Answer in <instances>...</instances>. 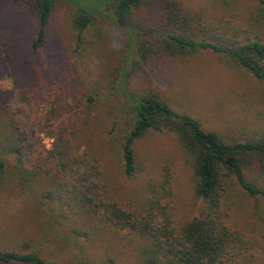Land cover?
<instances>
[{
    "label": "rangeland",
    "instance_id": "374dc122",
    "mask_svg": "<svg viewBox=\"0 0 264 264\" xmlns=\"http://www.w3.org/2000/svg\"><path fill=\"white\" fill-rule=\"evenodd\" d=\"M111 1L65 0L56 5L45 44L37 50L31 47L35 18L12 0L0 3V159L5 164L0 249L35 251L56 264H139L135 238L120 240L104 233L89 241L72 230L80 228V217L57 194L65 197L71 190L65 184L75 176L73 167H62L49 153L53 132L61 129L74 143L71 155L92 150L99 157L108 189L121 205L143 201L149 183L167 166L173 175L175 225L199 213L202 200L194 192L193 170L174 133H148L136 140L137 169L125 175L118 144L109 132L116 134L125 124L131 94L156 90L174 110L190 115L226 142L257 137L264 128V81L229 66L211 50L149 61L127 76L141 33L120 24L106 7ZM178 1L185 11L201 13L211 34L229 33L227 23L247 29V35L256 32L248 18L259 0ZM75 6L95 13L97 19L85 29L79 45L71 24ZM9 113L33 144L32 150H25L23 165L26 172L37 173L36 182L24 184L15 171V155L2 141V123ZM245 174L264 186V174L252 168ZM46 191L52 197H44ZM227 204L231 222L253 235L264 217V196H249L234 182ZM256 255V264H264V251Z\"/></svg>",
    "mask_w": 264,
    "mask_h": 264
},
{
    "label": "trees",
    "instance_id": "16d2710c",
    "mask_svg": "<svg viewBox=\"0 0 264 264\" xmlns=\"http://www.w3.org/2000/svg\"><path fill=\"white\" fill-rule=\"evenodd\" d=\"M12 1L23 5L35 18L31 47L37 50L45 44L52 11L65 0ZM106 7L120 24L141 33L136 41L137 55L127 76L142 70L149 61L211 50L229 66L264 81V0H259L256 11L248 18L250 25L256 26L253 35L231 23H227V29H232L229 33L211 34L201 13L185 11L178 0H112ZM96 20L95 13L75 6L71 24L77 45L81 44L85 29ZM128 100L129 116L125 124L116 134L113 129L109 132L118 144L125 175L131 176L137 169L133 147L136 140L148 133L170 131L193 170L194 192L202 200V207L198 214L180 226L175 225L173 175L167 166L156 181L149 183L143 201L121 205L108 189L99 157L92 150L71 155L74 143L61 129L62 133L53 132L54 146L49 153L62 167H73L75 176L71 183L65 184L71 190L67 192L60 185L65 197L57 194V199L66 198L80 217V228L72 230L81 232L89 241L104 233L120 240L135 238L139 264H256V251H264V217L249 236L231 222L227 201L234 182L249 196H264V186L245 174L246 168L264 174V128L257 137L226 142L190 115L174 110L154 89L131 94ZM2 125L5 148L15 155V171L24 184L36 182L37 173L26 172L23 165L28 157L25 150H32L33 144L13 114L9 113ZM80 166L84 168L79 170ZM4 169L0 159V183ZM43 196L52 197L48 191ZM0 263L56 264L35 251L6 249H0Z\"/></svg>",
    "mask_w": 264,
    "mask_h": 264
}]
</instances>
